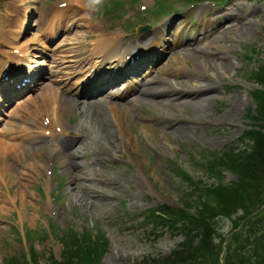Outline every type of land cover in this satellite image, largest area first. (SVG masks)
I'll return each mask as SVG.
<instances>
[{
	"label": "rangeland",
	"instance_id": "obj_1",
	"mask_svg": "<svg viewBox=\"0 0 264 264\" xmlns=\"http://www.w3.org/2000/svg\"><path fill=\"white\" fill-rule=\"evenodd\" d=\"M3 1L0 6L2 33L10 27L3 22L1 7L6 11L4 16L10 15L15 9L28 7L31 17L38 16L34 21L31 18L33 29L21 32L20 46L25 48L30 41L38 38L39 45L45 46L48 42L50 46L47 47L51 51L59 45L74 47L80 52L79 57L73 58L74 61L84 63L85 71L93 70L92 75L97 70V78L106 76L112 69L111 63L100 66L93 60V68L88 64L91 59L89 52L95 46L94 40L98 33H123L126 38L136 40L138 36L134 31L138 27L137 23L151 17L154 9H157V6L153 7V0H106L102 13L97 14L96 19L88 20L84 11L67 7L62 9V16L67 27L73 25L74 28L68 30L65 39L50 43L44 37L41 41L40 15L43 20L44 12L51 5L67 1H77L79 5L82 4L80 8L85 10L83 0H56L55 3V0ZM165 1L167 10H183L180 15L186 16L187 12L194 14L197 7L204 8L205 12L209 10L201 20L209 21L211 18L207 23L209 26L205 27L206 31L211 32L201 47L207 48L212 56H203V51L199 54L201 59L189 58L184 65L187 68L172 79L181 80L183 76H191L194 70L205 72L209 76V86L215 88L216 99L206 106L162 107L138 102L136 107L143 106L163 118L158 128L147 130L152 137H146L136 126L138 116L135 113L127 111L129 115L121 116L120 121L128 126L133 144L126 150L121 147L111 149L107 144L105 127L102 125L100 129L101 126L99 128L95 124L99 135L91 134L86 140L89 142L88 148L80 151L84 157L79 160L88 167L85 170L88 178L83 177L81 180L75 176L78 173L76 169L68 170L69 167L56 157L67 152L64 146L69 135L63 141V136L61 139L47 140L43 155L33 156L37 141L24 139L22 130L36 122L40 123L42 117L34 113V105L23 110L26 100L18 104V108L14 106L9 114L20 116L14 130L19 136L18 141L22 142L23 139V159L18 161L10 158L12 170L7 172V182L0 181V264H50L61 261L62 256L77 264L89 251L85 248L83 233L91 234V239L102 245L105 264H145L152 260L165 264L162 259L186 255L184 251L177 252V248L187 238L194 241L198 230L184 236L168 229L152 231L147 227L148 230H145L143 220H131L134 217L137 219V216L142 219V213L161 204L171 207L168 211L170 217L188 213L192 218H202L201 221L217 231L210 253L198 252L197 260L188 259L180 264H195L203 256L207 258V263L214 261L220 264L229 248L244 238L248 230L255 233L253 238L264 235V178L250 180L243 167L244 160L248 159L255 144L261 137L264 138V3L259 0H229L226 4L223 0ZM216 1L220 5L211 4L209 7L208 2ZM191 3L196 4L192 6ZM113 6H119L116 12L106 11ZM16 18L18 24L19 19ZM243 20L251 25L250 34L235 32L234 27ZM199 28L196 31L192 27V32L185 28L182 38L192 39L190 42L196 43ZM13 29L17 33L21 30L17 25ZM187 46L193 49L196 45ZM56 55L58 58L59 54ZM173 56L170 55L164 63L177 70L180 64ZM3 60L1 53L0 63ZM227 61L232 65V72H217L214 69L219 68V63L225 65ZM77 70L75 66L72 68L74 83L69 85V81L68 84L73 94L66 95L69 100L64 98L61 101L67 107L66 112L62 113L63 121L72 124L75 129L84 125L81 115L85 114L80 111L79 105L74 106L72 100L79 88L78 83L90 78L76 75ZM154 75L151 72L149 78ZM255 83H259L260 90L255 89L251 95ZM114 98L119 106L127 108L126 100L123 103L117 97ZM104 104L91 109V118L99 120L100 124L104 121L108 135L120 139L117 121ZM235 105L238 109L232 112ZM229 113H233V116L228 117ZM149 120L148 123L155 121L153 118ZM182 120L194 122L193 130L181 135L172 133V126ZM162 122L163 129L159 128ZM79 146L80 141L74 149ZM77 157L69 155V163ZM51 160L55 162V169H52ZM44 162L50 168L43 166ZM34 164L43 168L35 172L32 170L36 166ZM49 171H53V175L49 176ZM257 189H261L258 194ZM211 192L217 196L216 207L219 208V212L215 211L214 214L210 213L204 199ZM198 206L204 207L201 214L197 211ZM88 255H91V251Z\"/></svg>",
	"mask_w": 264,
	"mask_h": 264
},
{
	"label": "bare ground",
	"instance_id": "obj_2",
	"mask_svg": "<svg viewBox=\"0 0 264 264\" xmlns=\"http://www.w3.org/2000/svg\"><path fill=\"white\" fill-rule=\"evenodd\" d=\"M54 7V8H53ZM53 7L49 8V14L47 16V20H46V23L47 22H50L52 24H55L54 21L56 20L57 18V4H54ZM11 23H15L16 22V18L15 17H12L10 19ZM235 21H237V19H235ZM45 23V24H46ZM235 29V32H243L244 34L243 35H247V34H250V32L252 31V28H251V25L250 24H246V21L243 20L241 22H239L238 25H236V27H234ZM30 29V28H29ZM180 32V31H178ZM18 35L20 33H17ZM158 36L160 37V39H164L163 38V35L161 33H158ZM36 39H33L32 41H36ZM105 38H100L99 41L101 43V46L99 45V48H102L104 46V49L102 51H99V52H94V55L97 56L101 53H105L106 51H109L111 52L115 47H117L118 43H120V41L117 39V35H114V36H108L106 38V43L104 44ZM153 43H155V45H162V42L161 41H152L151 42V45H153ZM98 48V49H99ZM29 52L30 53H33L34 56H39L41 54L39 48L37 45H31L29 48H28ZM134 50H135V47H134ZM64 51V50H63ZM66 52H71V56L72 57H76L78 56L76 53H75V50L74 49H71V48H68L67 50H65ZM131 51V49H130ZM118 53L114 54V57H119L118 54H124V50L123 51H117ZM43 53V52H42ZM62 54V51L60 52ZM62 57H65L66 56H62ZM187 58H194V59H200L197 55H195L194 53L192 52H188L186 51L185 53H182V54H178L175 56V59L177 62L179 63H183L185 60L187 61ZM61 59L60 61H57ZM26 60H29V59H26ZM55 60V59H54ZM57 60L54 61V66H52L51 68V75H52V78H54V80L52 81L54 84H56L57 86L54 87L53 85L51 86H47L46 88L44 87L43 88V91H44V95L42 97V102L45 104V109H44V112L46 113H50L53 117V121L49 122L50 124V127L51 129H54V123L55 125L56 124H59V121L61 119V111H65V108L61 107V105L59 104L60 103V98L59 96H61V93L60 91H64L66 94H67V90H66V86H63L64 83H66L70 77H69V74H70V71H68L69 69V62H74L73 60H68V61H65L64 58H58ZM20 63H23L22 61H20ZM46 65V62H41L39 64H36L37 67H43ZM219 68H214L217 72H219L221 70L222 71H228L231 69L232 65L230 63H226L225 65L224 64H218ZM26 66L23 65L21 67L22 70H25ZM183 66H181V68H183ZM32 68L36 69L35 66H32ZM31 67L29 69H32ZM75 68L79 69V66L77 64H75ZM167 69V67H166ZM83 71V69L81 68L80 72ZM230 72H232V70H230ZM79 73V72H78ZM28 74V73H27ZM26 74V76H27ZM51 78V79H52ZM157 79V77H156ZM156 79H153V80H156ZM164 82H170V80H165L163 78ZM113 83H114V80H106L103 82V84H105L106 86L110 87V86H113ZM191 85H194L193 88H196L198 87L197 91L201 94H203L204 92H206V87L205 86H202L200 84V78H199V72H196L194 73L192 76L190 77H187L185 80H182L180 82H176L174 83V87L175 89L172 90V91H165L163 89H160L158 87H152V88H149V87H145V88H142L140 89V93L141 95H143V97L141 98L143 103H146V102H149L148 99L152 97H154V95H158L159 98H161L159 101H153L154 104H162V105H165V104H180L182 106H188V105H191L193 104V102H191L190 100H188V96H195V92L193 91ZM48 91V92H47ZM211 94V93H210ZM209 93H207V97L204 99V101H212L215 99V97H208ZM108 97H105L101 100H98L95 104H103L104 102L110 106L111 108V115L112 117L117 120V124H118V128L120 130V139H115L114 138V135H108L109 134V131L107 129V127L105 126V122L103 121L102 124L99 123V120H93L91 118V109L95 106V104H87V102H81V108L80 110H82L86 116H83V113L81 115L82 117V120L84 118V125L82 124L80 127H79V130L78 132L74 133V136H72V140H80V146L78 147V149L76 150V155L79 156V158H82L83 157V152H80L81 150H86L88 148V141H86L89 136L92 134L94 135V133H97L99 135V130L98 128L96 127V125L99 127V125L101 126L100 129H102V125L105 127L106 131H104L106 133V137H107V144L109 145V147L111 149H114L115 147L116 148H126V147H129L130 145L132 146L133 144L131 143L130 141V138H129V132H128V126L127 125H123L120 121V117L125 115L123 113H125V110L121 109L118 107L117 104H115L114 102H108L106 101ZM241 102H242V99H241ZM179 105V106H180ZM237 105V104H236ZM235 105L234 107V110L232 112H235V110L238 109V107ZM231 115L233 116V113H229L228 114V117H231ZM56 117V119H55ZM119 120V121H118ZM48 124V125H49ZM96 124V125H95ZM136 126L137 128L139 129V131L144 134L146 137H152V134H150L147 130L151 129V126L147 123H145L144 121H138L136 122ZM187 129L189 128H186L185 126H176L174 128V133L178 134V133H181V134H184ZM46 130L48 129H43L42 126L40 125V128L38 129V132H27L26 133V136L28 137H34V136H38L37 138H43L45 135H42V133H44V131L46 132ZM14 131L11 130V131H7L4 132L5 133V136L6 137H9L14 140L15 138L12 137V133ZM71 140V141H72ZM113 141V142H112ZM67 145L69 147H72L74 144L71 143V142H68ZM107 148V147H106ZM113 153H115V151H113ZM14 157L16 160L20 161L21 158H22V152H21V144L20 143H16V142H5V141H1L0 142V181L5 183L7 182L6 180V175L8 174L7 172H9L10 170H12V165L10 163V157ZM61 162L62 164H66L67 162V159L66 158H62L61 159ZM81 164H82V167H81ZM77 167L79 169V173H82L83 176H85V168H86V163L84 162H80V163H76V162H73V164H70V168L71 170L74 169V167ZM35 172L39 171L41 168L39 165L35 166V167H32ZM82 168V169H81ZM76 176H78V174H76ZM10 200V203H11V199Z\"/></svg>",
	"mask_w": 264,
	"mask_h": 264
},
{
	"label": "trees",
	"instance_id": "obj_3",
	"mask_svg": "<svg viewBox=\"0 0 264 264\" xmlns=\"http://www.w3.org/2000/svg\"><path fill=\"white\" fill-rule=\"evenodd\" d=\"M251 154L247 157V160H244V171L247 177L250 180H262L264 178V138H260V140L253 147ZM261 191V189H257V194ZM214 192H211L207 199L205 200L207 208H209L210 213L219 212V208L216 207L217 196H214ZM224 206V204H223ZM201 210V208H199ZM204 207H202L203 212ZM168 213V211L166 212ZM202 218H190L189 222L185 223V228L187 229V234L189 236L190 233H193L195 230H198L195 234V240H191L190 238L185 239L177 248V252L184 251L186 255L176 256L170 258L162 259V263L165 264H180L179 262L185 263V260H197L198 252L201 254L210 253L209 249H211L216 241L215 232L208 226L204 221H201ZM198 223V224H197ZM197 224V225H196ZM255 233L251 231L246 232V236L241 238L237 244L238 246H233L229 248L227 251V256L225 258L224 264H264V236L253 238ZM91 234L83 233V241L85 244V248H88V252H86V256L84 258L79 259L77 264H99L100 255L103 253V248L99 242H95L89 236ZM199 238V239H197ZM251 241H260L258 245L254 247H250L249 242ZM95 250V251H94ZM91 251V255H88ZM94 251V252H93ZM175 254H177L175 252ZM181 254V253H179ZM204 258V259H202ZM197 261L195 264H215L216 262H206L207 258L204 256ZM202 259V260H201ZM208 259H210L208 257ZM68 257H63L61 261H53L50 264H73L70 262ZM219 262V258L217 259ZM217 262V263H218ZM145 264H159L156 260H152L146 262Z\"/></svg>",
	"mask_w": 264,
	"mask_h": 264
},
{
	"label": "clouds",
	"instance_id": "obj_4",
	"mask_svg": "<svg viewBox=\"0 0 264 264\" xmlns=\"http://www.w3.org/2000/svg\"><path fill=\"white\" fill-rule=\"evenodd\" d=\"M85 6V18L94 20L97 14L102 13L106 0H83Z\"/></svg>",
	"mask_w": 264,
	"mask_h": 264
}]
</instances>
